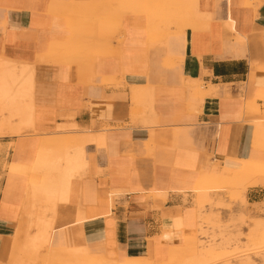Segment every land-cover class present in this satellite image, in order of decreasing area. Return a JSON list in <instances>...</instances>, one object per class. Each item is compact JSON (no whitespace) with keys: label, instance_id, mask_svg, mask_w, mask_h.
Returning <instances> with one entry per match:
<instances>
[{"label":"crops","instance_id":"crops-1","mask_svg":"<svg viewBox=\"0 0 264 264\" xmlns=\"http://www.w3.org/2000/svg\"><path fill=\"white\" fill-rule=\"evenodd\" d=\"M146 1L0 0V60L35 78L32 120L23 104L0 115V264L10 262L31 180L45 177V167L31 170L47 139L90 140L68 201L56 214L38 206L55 222L54 248L126 261L185 246L203 169L235 170L251 156L252 122L264 119V0H192L198 18L178 0L155 23L148 10L130 11Z\"/></svg>","mask_w":264,"mask_h":264},{"label":"rangeland","instance_id":"rangeland-1","mask_svg":"<svg viewBox=\"0 0 264 264\" xmlns=\"http://www.w3.org/2000/svg\"><path fill=\"white\" fill-rule=\"evenodd\" d=\"M146 2L148 5L143 3L142 4L145 6L147 5V7H141H144L145 10L148 9L150 13L152 12V18L155 17L156 19H154V21H157L158 19L157 16H155V9H157L158 14L162 15L163 17L168 15L172 16L174 13V6H177L178 4V0H163L161 2L156 0L150 2L148 0ZM193 4L194 1L192 0H184L183 6H179L178 8L181 7L185 11V13H187L188 15L192 13L193 15V12H191L194 8ZM247 4H249V1ZM151 6L153 7V9H150ZM249 6H252V3H250ZM165 11L166 13H168L166 14ZM195 14H197V12H195ZM189 25L194 26L196 25V23L194 24L186 21L183 23L181 28L184 29ZM17 67L20 68L21 65L18 64ZM258 92V96L264 99V88L261 90L259 89ZM27 101L28 99L18 101L15 112L18 113V108L20 109V105L23 103V109L26 108ZM258 107L260 111V116L264 118V109H262L259 105ZM8 110L9 109L2 110L3 113L0 111V115H2V117L5 114L8 115V112L10 111ZM259 120L260 119H258L257 121ZM263 140L264 139L261 138L258 140L254 138L255 143L253 141L252 154H254V156L256 155L257 158L260 160H254L252 157H249L248 160L245 161V165L242 168L235 169V171L238 172L237 182L234 181V183H230L224 178L220 177L218 172L214 170L215 167H213V165L211 166V168L209 167V169L206 170L207 175L205 180L207 185H201L204 178L203 169L202 178L199 186H202L201 188H204L205 190H203L207 194L195 193L193 195L192 201L193 205H195L198 210V228L196 229V231L193 230L192 232L186 235L185 246L172 249L170 255L167 254L165 256L164 251L161 250L162 256L160 260L162 262H164L165 264H188L187 261L189 260L190 264L191 262L192 264H198L199 260L197 261V258L191 257L189 255L190 249L187 246V242L190 241V243H197V246L200 245L198 246V254L202 256V260L207 264H264ZM62 166L63 164L61 163V167ZM251 190L258 192L257 198L250 196ZM34 197H36L35 199H38L37 195ZM43 197L41 198V202H39L38 205L40 206L41 203V205L45 207V197ZM37 207L35 209L38 213ZM252 214L255 217H253ZM51 220L52 219H50L49 221ZM64 246L62 247L63 249L59 251L60 254H58L59 256L57 257L56 264H107V259L102 258L103 254L100 256V254L98 253L99 255L97 254V256H95V258L93 259L82 257L78 258L75 256V253H81V247H72L71 249L66 247L67 249H64ZM39 252V257L37 259L34 257L29 258L28 256H23L22 258L24 260V263L22 264H44L43 261L45 260L44 257L47 253V248H41ZM246 257H250V262L242 261L245 260ZM151 258L155 259L153 256ZM101 259L102 261H100ZM132 260L135 259H131L130 261ZM8 261H10V259H8ZM6 264H9V262H7Z\"/></svg>","mask_w":264,"mask_h":264},{"label":"bare ground","instance_id":"bare-ground-1","mask_svg":"<svg viewBox=\"0 0 264 264\" xmlns=\"http://www.w3.org/2000/svg\"><path fill=\"white\" fill-rule=\"evenodd\" d=\"M149 1L153 2V0H149ZM250 3L251 2L249 0V4ZM68 4L70 5V3H68ZM145 4H147V2ZM147 5L145 6V5L134 4L131 7L130 11H137L139 9H144V7H141V6L147 7ZM93 8H95V7L93 6ZM150 9H153V7L151 6ZM165 13H166V11H165ZM155 14H156L155 16H157L158 19L159 18L163 19L162 18L163 16L158 14L157 9H155ZM229 14H230V11H229ZM170 16L171 15H168L167 17H170ZM194 17H195V14H194ZM154 19H155V17L153 18V23H155ZM173 20L175 21V19H173ZM150 21L152 22V19ZM227 23L230 24L231 33H233L234 36L239 41H241L243 46H245L246 37L237 31L236 26H235V22L233 20H229ZM179 26H181V25H179ZM20 65H21V69H19V68L17 69L18 63H10V62H8L6 60H2V59L0 60V111L2 112V110H4V109L5 110L9 109L10 111L9 110L8 111L11 113V115H15L16 114L15 109H16V105H17L18 101L28 99L27 107L24 108V112H25V118L31 121L32 117L34 115V111H35L34 105H33L35 78H34V75L32 74V72L30 70H28L25 65H23V64H20ZM214 89H215V87L210 85V90L206 91V92L202 91L201 96H203V97H206L209 95L212 96ZM143 95H145V94L135 92L133 96H134V99L138 101V100H143ZM23 105H24V103H23ZM245 121H247V118H245ZM252 123H254L255 127H256V129L254 131L255 132L254 138L257 140L260 138L264 139V119L263 120L260 119L259 121L256 120V121H253ZM78 136L79 137H75L71 140L67 139V141H64V139L66 140V138H63V135H62V141L61 142H60V140L59 141L57 140L58 138L61 139L59 137V135H57L56 137L54 136V139H47L48 137L46 138L47 140H45V145H43V146H45V152L43 150V156H42V154L40 155L41 158L39 161V165H36L37 168L33 167V169L31 170V172H34L37 175H39L38 173L41 174L42 173L41 171L45 167L44 168L45 169V177L43 175L44 178L38 179L41 177L36 178V176H35L33 178V180H31V182H30L31 184H30V187L28 190L27 199H26L22 214L20 216L21 218L19 220L17 232H16L15 237H14L13 250H12V253L10 256L9 264H22V263H24L23 262L24 260L22 258L23 256H28L29 258L34 257L37 259L39 257V253H40L39 251L41 248H47V253L44 257L45 260L43 261L44 264H56L57 257L59 256L58 254H60L59 251H61V250L55 249L54 245H53L54 234L56 231V229L54 228L55 222L53 219L51 221H49L50 219L47 220L46 216H44V213H41V212L37 213V210L35 208L37 206H39L38 203L41 202L40 200L44 196L45 197V204H44L45 210H43V209L42 210L45 213L46 212H52V213L56 214L55 212H56V209H57L59 203H64V202L68 201L71 182L76 177L80 178L79 175L81 174V169L83 171V166H84L83 156L85 155V154L83 155V148H84L85 142H87L89 140V139H86L87 137H85L84 135H81V137H80V135H78ZM88 143H90V142H88ZM254 143H255V141H254ZM73 148H74V150H77L76 154H73V155L70 154L69 155L68 154L69 152H67V150L68 149L73 150ZM53 150H57V152H58V150H64V151H62L63 153L66 151L67 154L64 155L65 157L63 156L65 165H63L62 167H61V163L63 161V157H61V156L63 154L60 156L59 153L57 154V152H53ZM44 153H45V155H44ZM44 156H45V164L43 163L44 161L42 159ZM250 157H252L254 160H260L257 158L256 155L254 156V154H252V152H251ZM213 167H215L214 170L216 172H218L219 176L224 178L226 181H228L230 183H234V181L235 182L238 181V178H237L238 172L237 171H235L231 168H227V167L223 168L222 170H220L216 166H213ZM34 173H32V174H34ZM29 174H30V172H29ZM203 175H204V178H203L201 185L206 184L205 178H206L207 173H204ZM206 185H204V186H206ZM201 187L198 186L197 190L194 193H199V194L205 193L204 192L205 189L203 188L204 189L203 190ZM205 194H207V193H205ZM36 195L38 196V199H35L36 197H34V196H36ZM40 206L43 207L41 205V203H40ZM35 210H36V212H35ZM77 210H78V208H77ZM252 216H253V214H252ZM34 217H35V220H34ZM253 217H255V216H253ZM55 218H56V216H55ZM82 220H84V217L79 219L80 222H82ZM55 221H56V219H55ZM263 240H264V237H263ZM187 246L190 249L189 255L191 257L197 258V261L199 260L198 264H207L206 262H204L202 260V258H201L202 256L198 254L199 253L198 252V249H199L198 246H200V245L197 246V243L194 244L192 242L190 243V241H189V242H187ZM97 254L98 253L92 251V249L89 247H85V248L81 247V253L76 252L75 256L78 258L82 257V258L93 259V258H95V256H97ZM102 254H100V256ZM161 256H162L161 250H157L156 256L154 257L155 259H153V260H150V257L146 256L145 259L139 258V259H135L132 261H124V260H122V258H118V257L117 258H107L106 256H104V254L102 255V258L107 259V261H106L107 264H110V262H111V264H165L164 262H162L160 260ZM243 257H245V256H243ZM250 260H251L250 257H246L245 260H242V261L250 262ZM34 261H36V260H34ZM100 261H102V259ZM187 262H188V264H190L189 260ZM191 264H192V262H191ZM215 264H218V263H215ZM225 264H230V263H225Z\"/></svg>","mask_w":264,"mask_h":264}]
</instances>
